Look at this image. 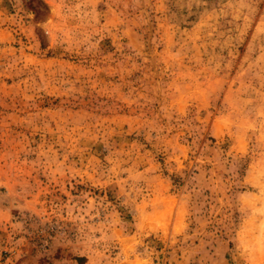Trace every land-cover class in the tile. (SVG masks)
Returning <instances> with one entry per match:
<instances>
[{"label":"rangeland","instance_id":"1","mask_svg":"<svg viewBox=\"0 0 264 264\" xmlns=\"http://www.w3.org/2000/svg\"><path fill=\"white\" fill-rule=\"evenodd\" d=\"M0 264H264V0H0Z\"/></svg>","mask_w":264,"mask_h":264}]
</instances>
